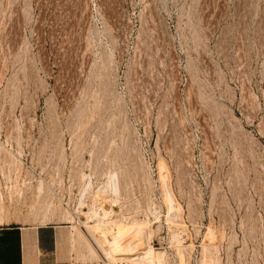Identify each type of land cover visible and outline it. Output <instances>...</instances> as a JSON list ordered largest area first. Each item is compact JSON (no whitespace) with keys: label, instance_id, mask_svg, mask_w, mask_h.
<instances>
[{"label":"rangeland","instance_id":"374dc122","mask_svg":"<svg viewBox=\"0 0 264 264\" xmlns=\"http://www.w3.org/2000/svg\"><path fill=\"white\" fill-rule=\"evenodd\" d=\"M62 222L264 264V0H0V225Z\"/></svg>","mask_w":264,"mask_h":264},{"label":"crops","instance_id":"0c3cea01","mask_svg":"<svg viewBox=\"0 0 264 264\" xmlns=\"http://www.w3.org/2000/svg\"><path fill=\"white\" fill-rule=\"evenodd\" d=\"M0 264H100L70 222L0 225Z\"/></svg>","mask_w":264,"mask_h":264},{"label":"bare ground","instance_id":"6f19581e","mask_svg":"<svg viewBox=\"0 0 264 264\" xmlns=\"http://www.w3.org/2000/svg\"><path fill=\"white\" fill-rule=\"evenodd\" d=\"M119 247V246H118ZM120 247H121V245H120ZM118 249H120V248H118Z\"/></svg>","mask_w":264,"mask_h":264}]
</instances>
